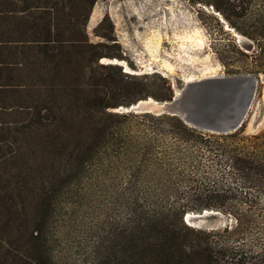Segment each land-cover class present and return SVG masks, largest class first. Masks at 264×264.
I'll list each match as a JSON object with an SVG mask.
<instances>
[{
    "label": "trees",
    "instance_id": "16d2710c",
    "mask_svg": "<svg viewBox=\"0 0 264 264\" xmlns=\"http://www.w3.org/2000/svg\"><path fill=\"white\" fill-rule=\"evenodd\" d=\"M98 1L0 0V264H75L66 233L89 200L82 185L112 170L105 156L118 135L107 118H130L111 110L174 97L172 89L141 97L101 73L131 77L118 65L100 63L122 55L90 41ZM202 4L253 42L249 53L234 46L250 62L246 74L264 75V0ZM123 96L132 100L122 102ZM144 115L169 123L151 132L144 159L127 161L126 170L140 176L161 171L160 186L177 181L191 193L182 200L178 190L135 191L126 223H112L122 233L90 231L82 264H264V134L246 135L245 124L218 135L178 117ZM127 137L120 151L133 139ZM160 150L169 157L160 159ZM173 198L179 203L170 204ZM205 210L220 212L228 224L203 230L185 223L187 212Z\"/></svg>",
    "mask_w": 264,
    "mask_h": 264
},
{
    "label": "rangeland",
    "instance_id": "374dc122",
    "mask_svg": "<svg viewBox=\"0 0 264 264\" xmlns=\"http://www.w3.org/2000/svg\"><path fill=\"white\" fill-rule=\"evenodd\" d=\"M95 11L99 20L91 25L90 18L88 24L91 43L104 45L102 49L106 53L122 55L123 59L115 58L113 63L115 60L125 61L126 65H115L122 67L123 72L131 77H122L118 72L109 70H101V73L113 77L126 89L135 90L141 97L148 93L164 96L170 89L175 96L186 88L188 81L246 74L245 70L250 64L234 46L238 44L235 35H243L229 27L212 8L204 6L202 0H99L93 13ZM107 38L115 41L109 42ZM243 51L250 52L245 48ZM104 59L100 63L113 64ZM156 63L159 68H155ZM130 100L132 98L129 96L121 97L122 102ZM120 109L111 112L125 113ZM128 116L130 118L125 120L107 118L116 122L118 135L115 147L105 156L106 161L112 162L111 172L101 177H87L82 185L89 193V200L78 210L79 224L72 223L66 233L68 253L75 264L83 263L84 242L91 236L90 231H97L100 237H106L107 233H122L112 223H126L136 197L132 195L135 191L154 193L168 190L174 193L178 190L183 193L182 200L189 197V184L172 181L160 186L158 179L161 171L157 173L153 170L149 175L141 176L132 173L135 170L128 171L129 166L125 164L127 161L144 159V151L141 149L145 148L146 138L151 132L169 123L144 114L130 113ZM246 124V135L264 134V84L259 87ZM257 124L259 129L255 132L254 126ZM129 134L133 139L128 143L126 151H120L121 142ZM159 152L160 159L169 157L161 150ZM207 164L215 168L213 162ZM176 203L179 201L175 198L170 202L174 205ZM141 205L137 204L134 209H139ZM225 221L227 225L226 217Z\"/></svg>",
    "mask_w": 264,
    "mask_h": 264
},
{
    "label": "water",
    "instance_id": "95a60500",
    "mask_svg": "<svg viewBox=\"0 0 264 264\" xmlns=\"http://www.w3.org/2000/svg\"><path fill=\"white\" fill-rule=\"evenodd\" d=\"M235 36L243 49L252 51L251 40L245 36ZM114 62L116 64L118 61ZM261 84H264V77L251 74L206 78L187 83L186 88L176 93L171 101L159 102L149 98L143 103L139 101L130 106L127 111L123 108L120 111L174 116L196 130L228 135L239 131L248 122ZM258 129L257 124L254 131ZM185 222L192 228L207 230H216L226 225L225 217L215 210L186 215Z\"/></svg>",
    "mask_w": 264,
    "mask_h": 264
},
{
    "label": "bare ground",
    "instance_id": "6f19581e",
    "mask_svg": "<svg viewBox=\"0 0 264 264\" xmlns=\"http://www.w3.org/2000/svg\"><path fill=\"white\" fill-rule=\"evenodd\" d=\"M104 60L107 61L108 59H104ZM111 61H112V62H111ZM110 62L113 63V60H110ZM108 63H109V62H108ZM117 64H124V65H126L127 63H126L125 61H118ZM126 68H128V67H126ZM155 68H159V64H158V63L155 64ZM157 70H158V69H157ZM159 71H160V70H159ZM189 82H193V80L188 81V83H189ZM177 93L179 94L180 92H177ZM151 100H154V99L151 98ZM154 101H155V100H154ZM143 102H144V101H141V103H143ZM122 108L124 109V111H125V109H126V110L128 109V108H125V107H121V109H122ZM119 109H120V108H119ZM116 110H118V109H116ZM125 113H126V112H125ZM187 215H188V216H192V214H187ZM190 222H191V221H190Z\"/></svg>",
    "mask_w": 264,
    "mask_h": 264
}]
</instances>
